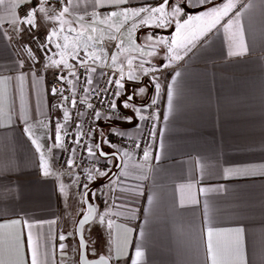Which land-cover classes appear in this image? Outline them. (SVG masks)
<instances>
[{"label":"crops","instance_id":"1","mask_svg":"<svg viewBox=\"0 0 264 264\" xmlns=\"http://www.w3.org/2000/svg\"><path fill=\"white\" fill-rule=\"evenodd\" d=\"M25 2L0 0V65H12L23 59V71L28 74L23 112L18 91L14 111L13 96L0 95V216H3L0 224L13 219L22 222L9 229L19 235L21 241L19 256L15 253L11 256L14 262L31 264L27 243V234L31 231L32 248L38 251L41 264H74L71 260L73 243L70 247L68 238L60 241L59 236L69 233L68 212L79 195L70 173L76 174L57 165L60 148L48 153V148L55 143L56 123L63 122L66 102L63 101V107H57L62 100L50 97L47 90L51 74L50 67H45L48 61L37 65V61L28 59L22 50V35L11 28L19 27L18 9ZM103 2L105 0H70L69 13L64 17L81 24L87 22L89 16L112 11L133 10L136 16L135 9L156 7L163 0H129L122 6L105 3L101 7ZM227 2L212 0L203 8L186 9L187 15L197 16L206 8ZM232 2L235 7L203 35L199 30L210 24L212 17L194 20L187 26L185 33H197L195 46L186 55L181 50L183 58L168 67H164L168 61L164 59L167 49L163 46H157L155 57L148 55L151 48L139 47L137 51L119 52L117 60L104 55L105 58L101 56L104 60L94 63L117 66L124 77L125 88L137 87L138 92L147 83L146 95L138 96L132 104L144 106L157 99L161 101V111L156 140L149 149L147 162L143 153L117 143L134 138L143 130L144 120L134 116V107L121 108L124 116H133L131 123L120 118H101L97 122L94 144L100 142L104 148L102 140L110 139L119 149L120 162L116 165V157L111 162L104 161L100 170H109V175L89 183L90 193L97 192L95 197L91 196L96 213L90 223L95 224L85 238L89 256L104 254L110 264H132V260L137 264H213L215 255L217 264H234V230L243 228L244 264H264V0ZM172 3L173 0H169L166 11H171ZM23 11L20 10L21 15ZM237 14L248 51L241 56H229V36L224 25ZM179 19L183 24L187 16ZM152 23L149 20V24ZM150 28L147 36L139 40V30L127 35L126 45L134 49L138 43V46L156 45L158 38L163 37L157 35L158 31L167 34L166 38L176 33L175 23L168 28ZM150 33L151 41L147 39ZM33 43L34 40L30 42L32 46ZM77 44L82 56L83 46L81 42L76 41ZM91 51V56L97 55L96 51ZM141 56L151 59L159 71L144 75V70H150L151 65L141 68ZM32 72L36 73L35 78ZM129 72L134 81L128 79ZM5 74H8L6 69ZM154 77H159L161 84L159 96L149 83ZM169 85H173L171 110ZM29 125L31 137L25 132ZM112 127L125 135H112ZM32 139L42 145L41 151L55 175H43L39 168L40 153ZM108 146L106 143L107 148L102 150L116 152ZM243 170L249 174H239ZM118 171L126 175L112 184V174ZM100 214L105 215L104 224L100 223ZM25 220L33 225L30 230L24 227ZM52 220L56 223H49ZM109 220L111 229L107 227ZM41 221L44 223H39ZM210 229L212 252H209ZM103 234L105 243L101 239ZM61 243L66 245L63 253L59 248ZM137 249L142 253L140 257L135 256Z\"/></svg>","mask_w":264,"mask_h":264},{"label":"snow or ice","instance_id":"2","mask_svg":"<svg viewBox=\"0 0 264 264\" xmlns=\"http://www.w3.org/2000/svg\"><path fill=\"white\" fill-rule=\"evenodd\" d=\"M129 0H105V2L101 3V7L107 3L109 6H122L126 3H128ZM212 2V0H173V3L171 5V11H166V9L169 7V0H163V3H161L159 6L156 7H141L139 9H135L137 15L134 17L133 20H131L130 27L131 28H138L140 26H149V27H157V28H168L173 23H175L176 33L170 38L166 37H159L158 41L156 42V45L148 44L143 45L139 47H149L152 49L148 53L149 57H155L158 55V47L157 46H163L166 47L167 52L164 56V59L168 61V64L164 65V67H168L173 61L180 60L183 58V55L181 54V50L183 51V54L186 55L192 47L195 46L196 40L198 39L197 33H185V29L187 26L195 21H200L202 19L212 17V22L210 24H207L204 28L199 30V34L203 35L205 32L210 31L213 27H215L216 24L220 22V20L228 14V12L235 7V4L232 2V0H228L227 3H224L222 5H218L216 7H209L206 8L204 11H202L197 16H191L187 15L186 9H192V8H203L206 5H209ZM56 7H53V0H26L25 3L21 4L18 9V16H19V27H16L15 25L11 26L13 31L18 34H22L25 31H28L30 29H39L42 27H45L47 24V27L50 28V31L47 32L45 36V44L41 45V48L47 52L48 48L53 44L54 38L56 40L55 42V49H58V52H55L54 55L64 57L65 55H70V59L73 61H76V64H70L65 60H56L51 59V63L55 65L57 68L63 67L67 70L66 75H58L57 79L58 81L63 85L67 84L69 86L68 91H71L72 93V107L75 108L77 104L76 99V91H75V85L80 82V76L78 73V67L84 68L85 71V79H86V86L83 87V97L79 100V103L86 104L87 109L94 110V121L100 120L101 118L105 120H114L115 113L117 111V100L123 95L127 96L126 99H123L121 101V106L126 109L133 108V100L134 97L138 94L140 95H146L147 93V86L140 87L138 92H133L132 94H125L124 88L125 85L122 82L124 80V77L121 76L118 79L109 80V85L115 84L116 91L112 93L114 99L112 101H107V98L105 96L104 99H102L100 102L101 104L108 103L109 107L107 109V113L104 111H101L99 109H94V106L92 103L89 102V99L91 97L92 93H95L96 97H101L104 93H107L109 89H105L104 93L101 92L100 89L93 87V79L92 74L97 71L95 67L90 66L89 61L91 60L92 63H96L102 59L100 55H93L89 56L87 51V46L84 49V55H80V47L79 45H75L71 49H69V45L67 43L68 36H64V44H61L59 42V33L57 31V28L55 26V23H48V22H60V28L59 32H64L65 29L63 27V20L62 18L69 13V6H70V0H55ZM68 5V6H65ZM24 9L23 14L21 15L20 10ZM117 11H112L111 16L109 14H106L105 20L109 19L110 17H116ZM143 14V15H142ZM150 16V20L153 22L151 25L149 24V19H146ZM181 16H187V19L183 21V24L180 22L179 17ZM80 20H83L82 17L79 18ZM128 21H125L124 23H128ZM103 23V21H102ZM123 23V24H124ZM9 25L7 22L5 23ZM4 24V25H5ZM123 24L120 25V28L117 30V32L120 31V29L123 27ZM225 31L228 33L229 36V45H230V51L229 56H241L244 55L248 49L244 45L243 42V34L239 28V14L235 17V19H230L227 24L224 25ZM92 31L95 32L96 29L92 28ZM68 33H76V36L79 37L82 35L80 32H77V30L71 26L67 29ZM75 39V37H74ZM111 40H116L117 37L115 35H112L109 37ZM147 39L149 41L152 40L151 33L148 35ZM88 40L91 41L92 37L89 36ZM121 45H117V49H120ZM22 50L27 54L28 59L32 60L33 62L36 61L35 55L32 53V50L27 45H22ZM115 58L117 60V55L115 53L112 54L111 59ZM145 64L151 65L150 70L145 69L144 75H149V71L156 72L159 71V68L152 63L151 59H145L143 56H141L140 60V67L143 68ZM25 65V60L20 59L17 62H15L12 65H0V95L2 96H13V111H14V98H15V92L18 91L22 103L21 112H23V101H24V87H25V81L28 76L27 73L23 71ZM45 67H48L46 64ZM5 69L7 70L8 74H5ZM18 72V75L13 76L11 73ZM177 76L180 74L177 73ZM32 77H36V73L32 72ZM128 79L130 81H134V77L132 76V73L129 72ZM149 83L152 84V86L155 89V93L157 96L160 94L161 90V84L159 83V77H154L152 80L149 81ZM65 88L61 87L59 90H57L55 87L51 89V93L53 96H61L62 101L61 104L57 105V107H63V101H67L69 99L68 96L64 95ZM172 97H173V85H169L168 87V103H169V110H171L172 107ZM152 105H156L158 103L157 99H152L150 101ZM148 111V106H135L134 107V116L139 118V120H147L149 118H155V115L153 114L152 117L141 115V113H146ZM84 113L80 112L78 113V116H83ZM23 118V116H21ZM120 119L131 123L133 116H121ZM8 119L11 120V115L8 116ZM70 119V112L68 110L63 111V122L57 121L56 123V130H55V143L52 144L48 148V153L51 154L53 152V149L56 148H62V131L65 136L68 135L67 132V125L69 123ZM167 119V117H166ZM27 123V121H25ZM43 123V121H41ZM30 125L25 128V132H28L30 137ZM76 129L80 131V135H78L74 141L75 147H73L70 151L71 154L69 158L66 160V165L71 170L74 166H76V160H75V154L77 151V148H83L84 149V156L81 157V159L87 158L88 163L91 167L89 168H83L81 166V171L88 173L86 179L87 181H94L95 179L107 177L109 175V170H100L97 169L95 166L98 165L101 162V159L111 162L112 159L115 158L116 153H108L102 150L101 143L98 142L94 146L90 142L91 136L95 135V129H90L87 133H84L82 131L83 129V121L78 122L76 124ZM140 129L138 128L137 131ZM102 132V129L100 130ZM111 134L115 136H124L125 133L122 130H118L116 127L111 128ZM89 137V142L86 144H81V140L85 137ZM51 138V137H49ZM32 144L36 146L37 152L40 153V159H39V168L43 171V175L45 177H48L50 175H55L48 166V161L45 158L44 153L41 151L42 145L36 140L32 139ZM104 143H108L110 147L113 149H116V152H119V149L116 145H113L111 143L110 139L102 140ZM151 145H148L144 152L143 157L144 160L147 162L150 158V149ZM157 159H159V156H157ZM122 167V165L120 166ZM95 171L97 175H92L91 173ZM243 175L249 174L247 170H243L241 173ZM126 173L119 172L113 173L112 176L114 179L111 180L112 184L118 183V177L125 176ZM144 178V177H141ZM70 179L72 181V185L79 186L80 177L72 175L70 173ZM81 187V190L79 192L80 197L87 198L90 194L89 189V183L85 182L83 183ZM61 192H63V188L61 187ZM203 191V189H202ZM102 194V193H101ZM97 195V192H91V196L95 197ZM81 204H86L89 212H91L94 209V205L88 202L87 199H81ZM106 211H107V205ZM113 207H116V205H113ZM83 218L78 221L79 225H84L86 221L88 220L87 215H83ZM0 218H3V216H0ZM99 220L101 224H104L105 222V215L100 214ZM21 220L19 219H13L9 220L7 223L0 224V264H19L18 261H13L11 259V256L13 253L15 255L19 256L20 253V247H21V241L19 235L13 234L9 229L12 228L15 225H21ZM39 223H44L43 221ZM49 223H56L55 220L50 221ZM24 227H27L29 230L33 227L29 221L25 220L23 221ZM107 227L111 229L112 227V221H108ZM79 231V228L77 229ZM243 228H237L234 230V234L236 237V243H235V260L234 264H244L243 262ZM74 233L69 232L67 235L61 233L59 236L60 241L66 240L68 237L73 236ZM209 252H212V231L209 230ZM27 243L28 247L31 250V264H41V261L39 260V253L36 249L32 248L33 244V237L31 231L27 234ZM79 247L81 250L86 249L87 243L83 236L81 235L79 238ZM60 251L63 253L66 245L64 243H61L59 245ZM142 255L141 251L137 249L135 252L136 257H140ZM101 261H104V257H100ZM79 264H84L83 259V252L81 254V259L79 261ZM90 264H96L95 261H91ZM132 264H137L136 260H132ZM213 264H217L216 256H213Z\"/></svg>","mask_w":264,"mask_h":264},{"label":"rangeland","instance_id":"3","mask_svg":"<svg viewBox=\"0 0 264 264\" xmlns=\"http://www.w3.org/2000/svg\"><path fill=\"white\" fill-rule=\"evenodd\" d=\"M54 7H56V6L54 5ZM106 14H109V13L98 14L94 17L89 16V18H87L89 20L87 22L81 21L82 22L81 24L73 23L70 21V19L63 17L62 20L64 22V24H63V27L65 29L64 32H59V28H60V22L59 21L48 22V23H55V26H56L57 31L59 33V42L61 44L65 43L64 36L65 35L68 36L67 43L69 45V49L74 47L76 41L81 42V45L83 46V51L81 52L82 56L84 55V49L86 46H87V51H88L89 56H91V54H89V51L92 49L91 52L96 51L97 55L103 56L104 58H105L104 55H109V56L111 55L112 56L113 53H115L117 55L119 52H122L124 50L133 49L134 51H137L139 48V46H138L139 43L136 45L137 49L128 47L126 45L125 40L128 39L127 35L128 36L134 35L136 30H139L137 33V37L139 40V39H141L142 36L143 37L147 36V29H149V26H140L136 29L131 28L130 27L131 20H133L134 19L133 17L135 16V12L133 10L117 11L116 17H110L109 19L105 20ZM109 16H111V14H109ZM128 20H129L128 23H124L125 21H128ZM149 20H150V18H149ZM102 21H103V23H102ZM121 24H123V27L120 29L119 32H117V30L120 28ZM69 26L75 28L77 30V32H80L82 35L77 37L76 33H68L67 29ZM92 28H95L96 31L93 32ZM150 29H154V28L151 27ZM48 31H50V28L47 27V24L45 27H42L39 29H30V30L25 31L24 33L21 34L22 37H20V42H21V45H27L33 51L32 53L36 57L37 62L36 61L35 62L37 63V65L42 64V61H45V62L48 61L47 62L49 64L48 67H50V69L48 71H52L56 66L51 63V59H49V57H51L52 59H56V60L62 59V60H65L67 62H70L72 60L69 58L70 55H65L64 57L54 55L55 52L59 51L58 49H55V46H54L55 42H56L55 38H54L53 44L48 48L47 52H45L41 48V45L46 43L45 36H46ZM112 35H115L117 37V39L116 40L109 39V37ZM157 35H162L163 37H166L167 34L161 32V31H158ZM89 36L92 37L91 41L88 40ZM74 37H75V39H74ZM80 39H81V41H80ZM32 40H34L33 46L30 44V42ZM118 44L121 45L120 49H117ZM104 58L102 60H104ZM113 59L115 60V58H113ZM114 67L117 68V66H115V65H114ZM47 69L45 68V70H47ZM117 69L119 70V68H117ZM145 78L147 80H149L148 76H145ZM144 86H147V83ZM136 91H137V87H134V88L126 87V88H124L125 94H132L133 92H136ZM138 96H140V94L136 95L134 97V100L138 99ZM140 97L142 98V95ZM126 98H127V96L122 95L117 100V105L120 108H123L121 106V101L123 99H126ZM102 146H104V148L102 147L104 150H105V148H107L106 143H104V142H102ZM85 182L90 183V181H87V179ZM89 189H91V187ZM76 194H78V193H76ZM88 198H89V200H91V193L89 194ZM81 199H82V197H80L78 195L72 201L73 203L71 204V206L73 208L69 210L68 218H67V221H68L67 222L68 223L67 231L74 233L73 236L68 237L69 246L72 247V245H71L72 243L74 245V247H73L74 251L71 254V260L73 261L72 263H74V264H78V259H77V257H78V245H77V240L75 237L74 225H75V222H76L77 218L79 217V215L85 209V205L80 203ZM92 224L94 225L95 223H92ZM92 224L89 222L88 224L85 225V227H84V237L85 238L88 237L89 230H90V227L92 226ZM101 239H102L103 243L106 242L105 234H103ZM87 253H88V255L90 254L89 248L87 249Z\"/></svg>","mask_w":264,"mask_h":264},{"label":"built area","instance_id":"4","mask_svg":"<svg viewBox=\"0 0 264 264\" xmlns=\"http://www.w3.org/2000/svg\"><path fill=\"white\" fill-rule=\"evenodd\" d=\"M90 66L95 67L97 71L92 74V79H93V87L98 88L101 90L102 93H104L105 89H109L107 93H104L101 97L97 98L95 93L91 94V97L89 99V102L93 104L94 109H99L101 111H104L107 113V109L109 107L108 103L101 104V100L107 98V101H112L114 99L112 93L116 91V86L115 84L109 85V80H114L118 79L120 77V72L108 65L107 63L105 64H93L90 62ZM71 64H76V61H74ZM78 73L80 76V82L75 85V91H76V99H77V104L75 108L72 107V93L71 91H68L69 86L65 84H61L57 76L58 75H66L67 70L64 69L63 67L57 68L55 67L52 71L51 74L47 80V90L48 94L50 97L56 99V100H62V97L57 95L53 96L51 93V89L55 87L57 90H59L61 87L65 88L64 95L68 96L69 99L66 102V110L70 112V119L69 123L67 125V132L68 135L65 136L64 133H62V143L63 147L59 149V152L56 156V163L59 167L61 168H66L69 169L66 165V160L69 158L71 154V149L75 147L74 141L78 135H80V131L76 129V124L78 122L83 121V129L82 131L84 133H87L90 129H95L97 126L98 120L94 121V110L92 109H87L86 104H81L79 103V100L83 97V87L86 86V79H85V71L84 68L78 67ZM122 76V75H121ZM124 81V80H123ZM122 81V82H123ZM148 106V111L145 113L146 116L152 117L153 114L155 115V118H149L147 120H144V125H143V130L142 132L134 137V138H125L122 140H118V144L126 147L128 149H131L135 152L143 153L145 148L148 145H153L157 132H158V125H159V120H160V111H161V101L158 100V103L156 105H152L150 102L147 104ZM83 112V116H78V113ZM121 116H124V111L117 105V111L115 113V117L119 118ZM94 138L95 135L91 136L90 142L94 144ZM89 142V137L85 136L81 140V144H86ZM84 156V149L83 148H77L76 154H75V160H76V166H74L71 171L76 174V176L80 177L79 181V186L75 185V192L79 194L81 187L83 183L86 181V177L88 173L82 172L81 171V166L83 168H89L91 167L88 163V159L84 158L81 159V157ZM103 159H101V162L96 165L95 167L97 169H101L102 165L104 164ZM95 171H93L91 174L93 175Z\"/></svg>","mask_w":264,"mask_h":264},{"label":"water","instance_id":"5","mask_svg":"<svg viewBox=\"0 0 264 264\" xmlns=\"http://www.w3.org/2000/svg\"><path fill=\"white\" fill-rule=\"evenodd\" d=\"M111 153H116V154H115V157H116V159H117V164H116V165H118L119 162H120L119 154H118L117 152H111ZM82 199H87L88 202H90L91 204L94 205V209H93L91 212H89V210H88V208H87V205L84 204V205H85V209H84V211L79 215V217L77 218V220H76V222H75V225H74L75 237H76L77 244H78V257H77V259H78V264H79V261H80V259H81V254H82V252H83L84 264H90L91 261H95L96 264H110V260H109V258H108L107 256H105L104 254H98V255H96V256H89L88 253H87V247H86V249H84V250H81L80 247H79V238H80V236L82 235L83 238L85 239V237H84V227H85L86 224H88L89 222L92 221V219L94 218L95 213H96V206H95L94 202L91 201V200H89L88 197H87V198L82 197ZM82 214H83V215H87V216H88V220L86 221V223H85L84 225H79V224H78V221H79L80 219L83 218ZM78 228H79V231H77ZM85 241H86V239H85ZM86 243H87V241H86ZM101 256L104 257V261H101V260H100V257H101Z\"/></svg>","mask_w":264,"mask_h":264},{"label":"trees","instance_id":"6","mask_svg":"<svg viewBox=\"0 0 264 264\" xmlns=\"http://www.w3.org/2000/svg\"><path fill=\"white\" fill-rule=\"evenodd\" d=\"M89 188H90V186H89Z\"/></svg>","mask_w":264,"mask_h":264}]
</instances>
